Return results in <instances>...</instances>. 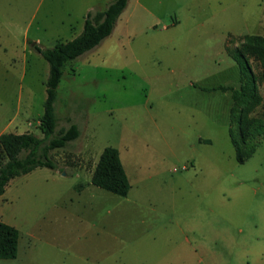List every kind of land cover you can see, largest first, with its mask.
Here are the masks:
<instances>
[{
    "label": "rangeland",
    "instance_id": "obj_1",
    "mask_svg": "<svg viewBox=\"0 0 264 264\" xmlns=\"http://www.w3.org/2000/svg\"><path fill=\"white\" fill-rule=\"evenodd\" d=\"M110 1L0 0V135L42 137L48 64L33 46L72 40ZM252 35L264 37V0H128L56 89V131L74 124L78 138L50 153L56 170L0 195V221L18 232L0 264H264V130L236 122L264 126L253 58L256 99L228 115L242 87L234 58ZM231 138L252 156L238 162ZM105 147L119 153L126 197L90 183Z\"/></svg>",
    "mask_w": 264,
    "mask_h": 264
},
{
    "label": "trees",
    "instance_id": "obj_2",
    "mask_svg": "<svg viewBox=\"0 0 264 264\" xmlns=\"http://www.w3.org/2000/svg\"><path fill=\"white\" fill-rule=\"evenodd\" d=\"M128 0H112L100 11H90L85 16L81 33L67 42H58L52 48L33 46L48 64L46 79V98L43 102V113L39 118L38 129L42 135L37 138L31 133H4L0 135V195L5 191L8 183L19 176L26 175L37 168L56 170L57 166L50 153L63 149L69 142L79 136L76 125L71 124L66 129L56 131L54 103L56 89L63 76L64 70L80 56L98 47L108 38L116 25L117 19L127 6ZM248 58L258 61L261 67V78L264 80V37L246 36L241 44V51L234 61L241 74V90H230L232 105L229 110L230 121L232 111L236 105L247 104L248 100L256 99L254 92L246 83L253 84L250 74ZM236 122L245 133L263 131L264 126H256L255 120L237 115ZM229 135L230 130H229ZM236 158L242 163L252 156V150L242 151L241 145L232 138ZM90 183L112 195L126 197L130 189L128 178L121 164L119 153L115 148L105 147L100 153L92 171ZM17 230L0 221V260H12L17 255Z\"/></svg>",
    "mask_w": 264,
    "mask_h": 264
},
{
    "label": "crops",
    "instance_id": "obj_3",
    "mask_svg": "<svg viewBox=\"0 0 264 264\" xmlns=\"http://www.w3.org/2000/svg\"><path fill=\"white\" fill-rule=\"evenodd\" d=\"M231 99V98H230ZM232 103V102H231ZM230 107H231V104H230V106H229V109H228V115H229V110H230ZM206 142H208V141H206ZM123 166V165H122ZM124 169V168H123ZM125 171V170H124ZM127 176V175H126ZM128 178V177H127Z\"/></svg>",
    "mask_w": 264,
    "mask_h": 264
}]
</instances>
